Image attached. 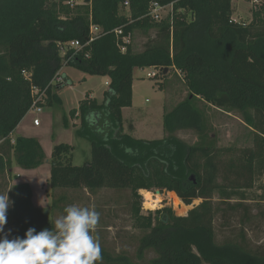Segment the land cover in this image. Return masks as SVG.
<instances>
[{
  "label": "trees",
  "instance_id": "1",
  "mask_svg": "<svg viewBox=\"0 0 264 264\" xmlns=\"http://www.w3.org/2000/svg\"><path fill=\"white\" fill-rule=\"evenodd\" d=\"M71 1L0 0V181L13 202L4 233L12 239L23 238L30 227L37 232L50 229L63 191L85 189L95 195L103 189L128 190L131 219L142 232L137 261L151 252L148 264H264V254L241 243H216L214 224L218 217L226 218V209L213 201L215 195L217 203L236 200L228 209L236 214L244 208L239 221L244 227L260 213L251 217L243 204L256 201L246 192L264 174V0L252 7L248 23L233 21L231 0ZM152 4L171 5V13L154 21L149 15ZM90 25L107 34L84 46ZM117 29L122 30L118 38L113 33ZM136 32L146 39L142 49L135 53L130 43L121 53V38ZM74 41L83 47L67 48L61 56L60 46ZM64 67L107 77L109 83L100 103L86 96L62 119L64 128L68 119L79 121L75 134L89 143L90 159L73 166L72 146L52 147L47 216L33 205L29 185L9 186L13 165L38 169L47 158L37 140L18 136L12 141L10 135L31 106V87L46 88ZM146 68L158 70L161 77L176 72L187 91L181 103L164 112L160 140L132 138L131 123L128 132L123 129L122 110L132 104L133 71ZM62 88H47L43 108L61 105L53 90ZM204 107L238 114L251 146L237 154L218 148L207 133ZM179 131L194 132L197 143L181 142L175 137ZM189 177L194 178L191 183ZM141 190L169 192L186 206L187 214L175 216L164 207L141 215ZM196 200H201L198 205ZM244 236L240 230L241 241ZM104 249L103 264H133L127 253L113 256Z\"/></svg>",
  "mask_w": 264,
  "mask_h": 264
},
{
  "label": "rangeland",
  "instance_id": "2",
  "mask_svg": "<svg viewBox=\"0 0 264 264\" xmlns=\"http://www.w3.org/2000/svg\"><path fill=\"white\" fill-rule=\"evenodd\" d=\"M72 1L74 3H81L82 0ZM231 3L233 8L232 19L236 22L248 23L251 17L252 5L246 0H231ZM166 14L167 11L162 12V17ZM145 40V37L140 32H136L132 35L130 45L133 52H139ZM60 55H62L61 52ZM64 70L69 79L64 74L63 75L70 82V85L68 86L64 79L65 87L60 91L53 90V93H56L60 99L61 105L54 104L52 107H45L42 113L37 116L32 112L27 113L21 120L22 122L20 125L18 124L17 132L14 133L13 136L16 137L18 134V136L21 137L37 140L47 160L50 154L48 150L52 147L51 137L58 136L61 142L73 148L72 165L82 166L90 159L89 143L76 136V129L71 128L70 124L68 127L70 129H64L62 119L64 116H67L70 110L78 108L79 102L84 99L86 93L90 98L100 102L102 99V92L107 85L105 83V77L87 76L70 67ZM152 71L153 69L150 68L143 70L135 69L133 71L132 104L122 115L124 131L128 132L127 125L131 123L133 126L131 136L136 140L151 141L162 139L164 136L162 128L164 112L171 111L181 103L187 95L186 88L176 72H169L166 77H161L158 74L155 78H147L146 74ZM204 114L206 126L208 128L207 133L214 139L215 145L218 148H232L235 149L233 153L237 154L239 150L251 146L249 132L240 120L238 114L225 113L206 107H204ZM35 118L40 122L38 127L33 125V120ZM175 137L187 145H194L198 141L196 134L192 131H179L175 134ZM13 170L9 185L27 184L33 192H36L41 187V183L45 181L46 169L43 170V167L33 170H23L14 166ZM188 182H192L191 177H189ZM2 185L3 183L0 181V193L8 192V187L2 188ZM107 191L112 190L103 189L98 191L95 195L94 204L88 201L83 203L82 207L90 208V206L93 205L100 209L101 204L104 202L105 205L102 206L104 210L102 211H109V213L105 216L102 212L100 215L105 216L107 220L105 223H100L99 220L97 225H128L132 230L128 231V243L130 244L128 248L118 249L115 247H107L104 250L113 256H116L117 253H127L130 262L133 264H148L149 260L154 257V254L151 252L146 253L142 261H137L135 259L138 239L142 232L134 228V223L131 219V198L129 191H115L114 195L112 192L108 194ZM47 192H50V189H48ZM150 192L155 195V190ZM246 193L250 198L256 199L257 201L253 202L249 200L243 204L249 209L250 213H253L250 214V216L252 217V215H255L257 211L260 213L257 219H252L250 223L245 224V227L239 222L244 215V208L238 209L239 211L236 214H230L231 210H229L228 207L237 203L236 200L230 201L229 204L217 203L218 196L215 195L213 199L215 204H219L221 209H226V218L223 220L218 217L215 221V241L217 244H222L227 241L241 243L247 246L252 252L264 254V174L255 181L254 187ZM138 194L140 196L141 215L147 216L148 214H153L155 211L167 207L171 208L175 216H180L172 205L169 192L162 191L160 194V196H162V202L159 208L153 211L144 209V198L141 195V191H138ZM196 201L198 205L201 200ZM191 205H193V203ZM99 209H97V212L101 211V209ZM45 214L48 216L47 212H45ZM51 214L54 220H56V217L58 218L63 215L57 213L55 210H53ZM186 214L187 212L185 215ZM111 230L113 231V229H110V231ZM240 230H244L245 236L243 241L239 238ZM96 264H103V261L100 260L96 262Z\"/></svg>",
  "mask_w": 264,
  "mask_h": 264
},
{
  "label": "clouds",
  "instance_id": "3",
  "mask_svg": "<svg viewBox=\"0 0 264 264\" xmlns=\"http://www.w3.org/2000/svg\"><path fill=\"white\" fill-rule=\"evenodd\" d=\"M12 203L8 192L0 193V264H96L102 259L93 235L100 220L95 209L69 205L50 229L30 227L23 238L9 239L4 229Z\"/></svg>",
  "mask_w": 264,
  "mask_h": 264
},
{
  "label": "crops",
  "instance_id": "4",
  "mask_svg": "<svg viewBox=\"0 0 264 264\" xmlns=\"http://www.w3.org/2000/svg\"><path fill=\"white\" fill-rule=\"evenodd\" d=\"M130 43H131V39H130ZM66 68L67 67H64L63 69H61V73L64 74L68 78V75L64 72L65 71L64 69H66ZM169 72H171V71H169ZM105 80H106L105 83L108 86L109 79L107 77H105ZM58 91H60V90H58ZM103 92H102V95H103ZM86 96L88 98H90V96L87 93L85 94L84 98ZM90 99H92V98H90ZM101 101H102V99H101ZM100 102H98V103H100ZM126 109H128V108H125V109L122 110V115H123V112ZM20 123H19V125H20ZM69 124L71 125V128L76 129L77 126L79 125V121L78 120H74V119H68V127H69ZM75 125H76V127H75ZM18 126L16 127L14 132L10 135V139L12 141L16 137H18V134L17 135L15 134L16 137L13 136V134L17 132ZM64 129H70V128H64ZM51 141H52V147L55 144H58V143L61 142L60 138L58 136H54V137L52 136L51 137ZM61 143H63V142H61ZM52 147L50 148V150H48V152L50 151V154H51ZM50 154H49V157H50ZM48 160L46 161V163L43 166H41V167H43V170L46 169L45 181H43L41 183V187L36 192L32 191L33 192L32 203H33V205L35 207L42 209L44 212H47L48 216H51L50 215V213H51L50 207H51V202L52 201H51V198L49 197L50 196L49 195L50 192H47L48 189H49V186H48V179H49ZM13 168H14V165L12 166V170H11L12 173L14 171ZM9 186L12 187L13 184H11ZM107 192H108V194L112 192L113 195L115 193V191H107ZM95 195L88 194V192L85 189H83V190H74V191H70V190L69 191H63L59 195L60 196L59 197L60 202H58V207L55 209V211L57 213H59V214H64V209L67 206H69V205L75 204L77 206L82 207V204L85 203V202H88V201H90L92 204H94ZM62 196H63V199H62ZM104 205H105V203L103 202V204H101V207H100L101 211H99V213L102 214V212H103L105 214V216H106L109 213V211H102V210H104L103 207H102ZM90 208L91 209H95L96 211H97V209H99V207H96V206H93V205H91ZM105 210H107V209H105ZM105 216H101L100 215V223H105L106 222L107 219H106ZM56 219H57V217H56ZM110 229H113V231L112 230L110 231ZM130 230H132V228L129 227L128 225H125V226H119V225H97L95 227V229L93 230V235H94V237L98 238L101 248L115 247V248H118V249H125V248H128L130 246V244L128 243V239H129L128 231H130ZM111 232H114V233H111Z\"/></svg>",
  "mask_w": 264,
  "mask_h": 264
},
{
  "label": "built area",
  "instance_id": "5",
  "mask_svg": "<svg viewBox=\"0 0 264 264\" xmlns=\"http://www.w3.org/2000/svg\"><path fill=\"white\" fill-rule=\"evenodd\" d=\"M261 3V0H253L250 4L252 5L253 8H255V6H258ZM125 6H127V4L125 3ZM172 10L171 5L168 6H160L158 4H152L150 6V12L149 15L152 17V19L154 21H160L163 17H162V12L167 11V14H170ZM234 21V20H233ZM236 22V21H235ZM113 33L115 34V37L118 38L122 35V30L121 29H117L114 30ZM107 34V33H104ZM103 33H101V30L93 25H90L89 27V37L87 42L85 43L84 46H88L89 43H91L92 41H94L96 38L104 35ZM130 39L131 36H123L121 38V44L118 45L119 50L121 51V53H124L126 51V45L130 44ZM83 46L81 44H79V42L74 41V42H70L68 44L62 45L60 46V51H61V56L65 55V52L67 50V48H73L75 50H80ZM86 57H88V55H86ZM159 74L158 70H154L150 73L146 74L147 78H155L157 75ZM25 75V74H24ZM65 85V80L62 77V73L61 70H59L57 73H55V75L53 76L51 82L49 83V85L44 88V89H39L37 87H31L30 90V94H31V106L28 110L27 113L32 112L34 115H38L42 113L43 110V105L45 104L47 95H46V90L48 87H59V86H64ZM33 125L35 127H38L40 125V122L37 118H35L33 120Z\"/></svg>",
  "mask_w": 264,
  "mask_h": 264
},
{
  "label": "bare ground",
  "instance_id": "6",
  "mask_svg": "<svg viewBox=\"0 0 264 264\" xmlns=\"http://www.w3.org/2000/svg\"><path fill=\"white\" fill-rule=\"evenodd\" d=\"M141 195L144 198L143 207L145 210L153 211L159 208L162 202V196L157 194L153 195L150 191H145V190H141ZM171 202L177 213L180 216H185L186 206L180 201V199L171 197Z\"/></svg>",
  "mask_w": 264,
  "mask_h": 264
},
{
  "label": "water",
  "instance_id": "7",
  "mask_svg": "<svg viewBox=\"0 0 264 264\" xmlns=\"http://www.w3.org/2000/svg\"><path fill=\"white\" fill-rule=\"evenodd\" d=\"M164 73H166V71H164ZM191 180H194V178L193 177H191ZM155 194H157V195H160V192H159V190H155V192H154ZM194 207H192L191 209H193ZM191 209H189V211L191 210Z\"/></svg>",
  "mask_w": 264,
  "mask_h": 264
}]
</instances>
